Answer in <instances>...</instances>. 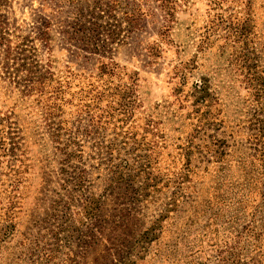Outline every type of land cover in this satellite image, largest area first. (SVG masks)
<instances>
[{"label":"rangeland","instance_id":"rangeland-1","mask_svg":"<svg viewBox=\"0 0 264 264\" xmlns=\"http://www.w3.org/2000/svg\"><path fill=\"white\" fill-rule=\"evenodd\" d=\"M158 4L0 0V264H264V0ZM110 61L133 115L93 122Z\"/></svg>","mask_w":264,"mask_h":264},{"label":"trees","instance_id":"trees-1","mask_svg":"<svg viewBox=\"0 0 264 264\" xmlns=\"http://www.w3.org/2000/svg\"><path fill=\"white\" fill-rule=\"evenodd\" d=\"M112 4L114 5L117 0H110ZM159 2V6L161 9H165L166 6H169L170 0H155ZM242 3H244V6H250L251 0H242ZM138 6H140L138 4ZM83 16H76L75 19L68 23L63 28V33H65V36L67 37V40L69 41H78L80 40L81 43L86 46V49L89 50L92 54L101 52L100 47L105 45L104 41L102 44L99 42V30L100 25L96 22H92L90 27H87L84 25L80 19H82ZM70 31L72 33H70ZM78 35L77 36H73ZM119 65L113 61L110 62H102L94 67V69L97 71V73H90L89 77L91 78L89 80L88 84V91L86 95V99L88 100L86 103L88 107V115L90 116V119L93 122H96V118L101 123L110 122L115 115V112H118L119 115H121V118H125L127 121L128 118H130L133 115V107H134V101L129 99L127 97V93H121V99H119V102H114V98H116V91H119L120 88H117V86H112L113 84L110 82V80L105 79L107 77H112L116 74V70L119 69ZM30 91H35L39 93V96H42L44 94V85L45 82L43 81V77L37 78V79H30ZM59 96V94H58ZM91 97V98H90ZM105 97H114L113 101L110 102V104L107 106L108 109L100 108L99 104L103 101ZM91 100V101H90ZM116 105V106H114ZM99 109V110H96ZM98 112V115H96V112ZM100 111V112H99ZM96 115V116H95ZM105 115V116H104ZM4 119H2L1 113H0V126L2 125ZM124 120V119H123ZM6 131V129H5ZM3 129L0 128V151L7 154L8 152H15L16 151V144L13 145L9 144L7 139L8 137L2 136ZM9 134V132H7ZM7 144V145H6ZM10 145V146H9ZM9 146V147H8ZM18 161H22V159L19 158Z\"/></svg>","mask_w":264,"mask_h":264}]
</instances>
